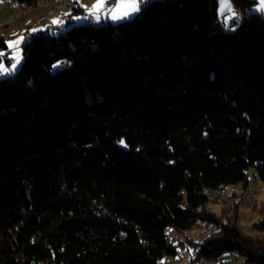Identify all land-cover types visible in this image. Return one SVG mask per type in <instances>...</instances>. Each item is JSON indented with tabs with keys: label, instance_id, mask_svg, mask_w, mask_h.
<instances>
[{
	"label": "trees",
	"instance_id": "16d2710c",
	"mask_svg": "<svg viewBox=\"0 0 264 264\" xmlns=\"http://www.w3.org/2000/svg\"><path fill=\"white\" fill-rule=\"evenodd\" d=\"M231 1L230 25L218 0H163L23 30L20 68L0 76V264H161L185 247L188 264H264L241 226L261 214L264 233V209L204 193L249 190L250 169L264 192V18Z\"/></svg>",
	"mask_w": 264,
	"mask_h": 264
},
{
	"label": "rangeland",
	"instance_id": "374dc122",
	"mask_svg": "<svg viewBox=\"0 0 264 264\" xmlns=\"http://www.w3.org/2000/svg\"><path fill=\"white\" fill-rule=\"evenodd\" d=\"M11 3H12L11 1L8 2V3H4L3 0H0V7L5 5L6 7L10 8V6L13 4V3L12 4ZM223 4H224V0H219L218 1L217 9H218L219 17H220V19L222 21L224 20L226 22H230V20H232L231 17H233L232 16L233 13L231 11H223L222 12L221 9H222ZM233 5H234L233 2L231 1V7ZM115 7H113L112 5L108 4V2H107L106 8L103 9L102 11H100L98 13V15L102 14L104 17H106L108 14H110L108 16L110 22L112 24H118V23H121V22H124V21L132 20V18L139 12V11H137L135 13H132L129 17H126V18L121 19V20H113L111 18V13L110 12H111V9H113ZM12 11L9 10V12L0 13V37H2L9 44L17 42L16 38H19L21 36V33L23 32V30L25 29V27L27 25V22L23 23L21 18H19L18 15L16 14L15 7H13ZM21 12H23V11H21ZM92 16L95 19V21H97L98 23L101 22L100 16H99L98 20L96 19V16H94V15H92ZM41 28L42 27H39V25L36 23L35 25H33V32L41 31ZM18 41H20V40H18ZM1 52L3 53V52H5V50L0 48V53ZM11 52L12 53H11V58L10 59L14 60L13 57L15 55L19 54L20 63L16 66L15 69H13L14 70L13 72H10L7 69V67L4 65V67L7 69L6 76H9L10 74L17 72L19 70V68H20V64H21V60H22L21 49H20L19 45L17 47H12V51ZM14 63H15V60H14L13 64ZM248 174H249V177L251 179L249 190L252 191L255 194V198L257 200L259 208L262 207L264 209L263 186H262V184L259 181H254L255 171L253 169H250L248 171ZM210 207L216 212L219 210V207L216 206V205H211ZM248 218H251V219L248 220ZM260 218H261V214H252L250 212H247L246 213V219L241 221V226L243 227L244 233L247 234L248 236L253 237V238L262 237L264 239V233L256 232V231H254V230H252L250 228V225L255 223L256 221H258ZM186 254L187 253H182L181 254L182 256L180 254H178L175 258H169L166 261H163L161 264H179L181 262L183 263L185 259H182L180 261L178 258H179V256L183 257ZM216 264H245V263H244L243 257H241L239 255H236L235 253H229L226 258H224L223 260L217 261ZM246 264H248V263H246Z\"/></svg>",
	"mask_w": 264,
	"mask_h": 264
},
{
	"label": "crops",
	"instance_id": "0c3cea01",
	"mask_svg": "<svg viewBox=\"0 0 264 264\" xmlns=\"http://www.w3.org/2000/svg\"><path fill=\"white\" fill-rule=\"evenodd\" d=\"M10 1L13 3V4L11 3L12 4L10 6L11 9L4 5V6L0 7V13L9 12V10L12 11L13 7H15V8L16 7H20L21 11H23V13L25 14L24 18L21 19V20L23 21V23L27 22V25H26L25 29L28 27L30 29V31H32V32H33V25H35L36 23L39 25V27H42L41 31H45V30H47V29H49L51 27L59 26V25L63 24L70 17V14L72 13L73 10L79 11L78 16L72 18V20L75 23L85 24V23L90 22L92 25L105 24V23H108V22L111 23L109 18H108V16L110 14H108L106 17H104L102 14H100L99 15L100 16V20H101L100 23L95 21L93 16L89 14V9H91L92 6L97 3V0H67L66 5L63 6L61 8V10L58 11V12L53 11L51 5L38 6L44 0H37V5L35 7H29V8L23 7V6H19L17 0H6V1L3 0L4 3H8ZM46 1H48L49 3H52L54 0H46ZM255 1H256L255 12L260 13L262 15V17L264 18V10H260L261 9V0H255ZM107 2H108V0H106L105 7L103 9L106 8ZM119 3H120V0H118L113 5V7H115ZM231 8L234 11L235 15H232L233 17H231L232 20H230V22H226V21L223 20V23L225 25H230L231 23H234L235 21L239 20L240 17H241V12L234 5ZM139 10H140V7H139ZM62 31H65V29H63ZM20 38H21V36L19 38H16V41L20 40ZM7 44H8V47H9V43H7ZM9 48L11 49L12 47H9ZM11 53L7 54L6 52H3L2 53L3 55H0V63L5 65L10 72H13L14 70L12 68V65H13L14 60L10 59L11 58ZM8 60H10L9 66H7V61ZM6 74H7V71L4 72V73H0V76H6ZM182 253H187V254L184 255L183 257H181ZM180 255L181 256H179L178 259L180 261L182 259H185V260H184L183 263L181 262L179 264H188V262H189V260L191 258L190 251L185 247L180 252Z\"/></svg>",
	"mask_w": 264,
	"mask_h": 264
},
{
	"label": "built area",
	"instance_id": "2783aa9c",
	"mask_svg": "<svg viewBox=\"0 0 264 264\" xmlns=\"http://www.w3.org/2000/svg\"><path fill=\"white\" fill-rule=\"evenodd\" d=\"M6 1V0H4ZM157 0H138V5L141 8L147 7L150 3L155 2ZM67 3V0H54L52 3H49L48 1L44 0L40 3L39 6L42 5H51L53 11H60L63 6H65ZM20 7L15 8V12L20 17ZM235 186H242L241 184H235L230 187L226 188H215V189H205L204 193L209 198V200H215L216 203H219L220 205L227 206V198L231 197V193L234 192ZM242 202L246 206L247 209H251L253 207H256L258 205L257 200L255 198V194L247 189L243 188V194H242ZM189 264H212V261H209L205 258H197L194 259Z\"/></svg>",
	"mask_w": 264,
	"mask_h": 264
},
{
	"label": "snow or ice",
	"instance_id": "6c2138e0",
	"mask_svg": "<svg viewBox=\"0 0 264 264\" xmlns=\"http://www.w3.org/2000/svg\"><path fill=\"white\" fill-rule=\"evenodd\" d=\"M106 0H97V3L89 9V14L96 16V19H99L98 13L105 7ZM223 11H232L233 15H235L234 11L231 8V0H224V4L222 6ZM264 10V0H261V9ZM139 11L138 0H120V3L113 9H111V18L113 20H121L126 17H129L132 13ZM58 23V22H57ZM20 41L15 43H10L9 47H17ZM0 55H3L0 53ZM15 63L12 65V68L15 69L16 66L20 63L19 54L13 57ZM7 69L4 67L2 63H0V73L6 72Z\"/></svg>",
	"mask_w": 264,
	"mask_h": 264
},
{
	"label": "bare ground",
	"instance_id": "6f19581e",
	"mask_svg": "<svg viewBox=\"0 0 264 264\" xmlns=\"http://www.w3.org/2000/svg\"><path fill=\"white\" fill-rule=\"evenodd\" d=\"M157 1H163V0H157ZM157 1H155V2H157ZM152 3H154V2H152ZM152 3H150V4H152ZM149 4V5H150ZM40 5V4H39ZM38 5V6H39ZM25 15L23 14V12H21V10H20V17H21V19L24 17ZM86 24H91L90 22H88V23H86ZM217 188H226V187H217ZM242 194H243V186H235L234 187V192H232L231 193V197H229V198H227V206L230 204V203H232V201L234 200V199H242ZM210 201H213V202H215V200H210ZM219 204V203H218ZM212 264H215V262H213L212 261Z\"/></svg>",
	"mask_w": 264,
	"mask_h": 264
}]
</instances>
